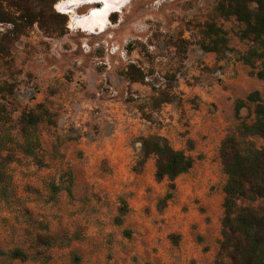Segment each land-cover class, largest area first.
<instances>
[{"label":"rangeland","instance_id":"1","mask_svg":"<svg viewBox=\"0 0 264 264\" xmlns=\"http://www.w3.org/2000/svg\"><path fill=\"white\" fill-rule=\"evenodd\" d=\"M29 1L35 22L18 34L11 32L13 23L4 22L10 25L0 31V143L14 154L6 167L11 185L4 190L0 182V264H155L158 248L173 249V238L178 239L179 228L185 225L187 207H178L177 189L160 210L168 180H157L135 196L141 202L136 208L135 191L130 196L109 195L99 188L103 177L109 192L115 190L120 164L105 155L91 164L79 143L105 144L116 139V126L127 132L135 119L138 133L125 137L131 174L141 173L149 161L156 168V156H145L143 146L134 145L137 141L143 145L153 135L178 149L195 145L194 167L201 169L208 164L203 162L206 154L200 140L189 134L185 111L209 104L215 112L216 101H207L201 92L226 91V123L211 139L216 142L215 157L208 165L216 161V172L195 180L197 189L208 195L216 186L223 188L226 180L222 139L241 119L254 118V104L249 102L240 110L241 119L236 118L234 100L253 90L263 93L264 79L256 75L263 62L257 60L252 67L240 59L253 43L241 38L243 23L217 15L218 0H133L122 13H114L107 31L94 33L71 28L68 14L65 23L62 17L49 23L60 0L43 6L39 0ZM3 4L16 15L21 12L7 1ZM211 23L227 38L219 52L207 50L212 45L206 34ZM131 64L143 73L137 81L127 74ZM6 83L15 85L14 93L2 90ZM29 109L44 115L32 128L39 142L34 155L19 147L24 140L19 119L22 110ZM87 110L125 111L119 120L109 113L100 120L99 114L84 117ZM253 139L261 146L262 139ZM78 166L93 169L91 180L78 175ZM187 179L181 175L175 183L185 184ZM198 201L195 197L193 203ZM40 237L51 244H40ZM16 247L28 254L27 260L8 256ZM222 262H229L226 254L216 256L215 264Z\"/></svg>","mask_w":264,"mask_h":264},{"label":"trees","instance_id":"2","mask_svg":"<svg viewBox=\"0 0 264 264\" xmlns=\"http://www.w3.org/2000/svg\"><path fill=\"white\" fill-rule=\"evenodd\" d=\"M3 1L20 8L21 12L18 15L10 12ZM46 1H49L50 5L56 2V0L38 2L43 6ZM215 11L220 17L234 18L244 24L240 36L251 40L253 46L242 54L240 59L252 67L257 60L262 61L264 65V0H218ZM115 15L111 16V20H114ZM56 17L64 18L62 23H65L66 16L59 12L51 16L49 23L56 21ZM35 20L36 12L31 1L0 0V22L13 23L14 28L11 31L13 34L20 33ZM206 34L212 37V45L207 47L208 51L219 52L221 46L227 44L225 31L213 23L209 24ZM132 72L138 75H133ZM127 74L129 79L134 81L143 77L142 71L133 64L127 68ZM256 75L264 79V68L258 70ZM14 87L13 83H6L2 90L11 94L14 93ZM248 102L254 104V118L251 121L240 118V110ZM234 103L235 117L241 120L236 129L225 135L220 146L226 180L223 185L224 209L218 255L226 254L229 258L227 264H264V91L261 93L259 90H253L244 99L238 98ZM39 106L43 108L42 104ZM43 117L44 115L35 109L21 112L20 132L24 140L19 147L25 154L34 155L39 142L32 128L41 122ZM255 137L262 139L261 146H256L253 139ZM0 144V182L3 184L2 188L6 190L11 185V177L6 167L14 159V154L9 146ZM190 147L192 148V143ZM3 149H6L4 155L1 154ZM143 153L145 156L149 154L156 156V180H168V190L159 200L161 210L164 204L174 197L176 178L191 169L195 158L185 149L174 148L167 139L155 135L144 139ZM121 214H124V210H121ZM116 220L118 224L123 222L120 217ZM39 240L40 244H51L46 237H40ZM177 241V238H173L174 243ZM7 254L22 261L29 257L18 247L9 250Z\"/></svg>","mask_w":264,"mask_h":264},{"label":"crops","instance_id":"3","mask_svg":"<svg viewBox=\"0 0 264 264\" xmlns=\"http://www.w3.org/2000/svg\"><path fill=\"white\" fill-rule=\"evenodd\" d=\"M226 91L219 94L201 92V95L209 100H214L217 103V109L215 112L211 110L210 105H204L200 110H186V117L183 120H187L188 128L190 129V135L193 138L200 140V147L206 154L203 162L211 161L215 156L212 148L216 142L212 143L211 139L216 137L215 134L221 132L225 126L223 102L226 100ZM233 101V100H232ZM235 101V100H234ZM125 110H87L84 113V117H87L91 113L94 115L99 114L100 120L102 116L110 114V118H122ZM137 110H134L136 112ZM182 112V110H180ZM83 117V118H84ZM98 118L96 120H98ZM135 123L129 126L127 132L121 129L120 126H116L113 135H116V139H111L105 144L98 145L96 142L81 141L78 145L85 152V158L91 163H98L99 157L103 155L109 157V159H115L120 165L118 171L115 173V190L109 192L110 189L106 185L105 178L102 177L103 182L99 184V188H103V191H107L109 195L115 193L126 192L130 196L131 191H135L132 202L136 208H140L141 202L135 196L145 190L146 187L152 184H157L155 178L154 166L150 164V161L145 164L143 171L137 175L131 174L128 170V164L132 157L130 156V148L125 141L128 133H138L139 125L136 120ZM207 134L206 140L201 141L199 136ZM193 145L192 148H194ZM185 149L193 156V149ZM184 149V148H182ZM101 155V156H99ZM194 157V156H193ZM195 158V157H194ZM207 160V161H206ZM206 165L199 169L194 167L195 161L191 169L185 173H182L183 178H188L185 184H176L177 198L179 200L178 207L186 205L187 211L185 215V225L179 228V236L177 243H174L173 249L170 251L158 248L157 261L155 264H215V258L219 251V241L221 239V219L223 216V188L216 186L213 191L208 195L199 191L196 187L197 178H211L215 174V168L217 162L213 165ZM78 175H85V178L91 180L90 173L93 169L89 167L78 166ZM179 175L178 177H180ZM177 177V178H178ZM176 178V180H177ZM175 180V182H176ZM175 192V191H174ZM132 196V195H131ZM195 197L199 198L198 203H193ZM174 198V197H173ZM130 199V197H129ZM190 227V228H189Z\"/></svg>","mask_w":264,"mask_h":264},{"label":"bare ground","instance_id":"4","mask_svg":"<svg viewBox=\"0 0 264 264\" xmlns=\"http://www.w3.org/2000/svg\"><path fill=\"white\" fill-rule=\"evenodd\" d=\"M133 0H60L55 8L70 15L69 26L88 33L105 32L110 28L111 16L122 13ZM86 5L88 8L84 11Z\"/></svg>","mask_w":264,"mask_h":264},{"label":"built area","instance_id":"5","mask_svg":"<svg viewBox=\"0 0 264 264\" xmlns=\"http://www.w3.org/2000/svg\"><path fill=\"white\" fill-rule=\"evenodd\" d=\"M5 25H10V24H6L4 22H0V31H4L6 26Z\"/></svg>","mask_w":264,"mask_h":264},{"label":"water","instance_id":"6","mask_svg":"<svg viewBox=\"0 0 264 264\" xmlns=\"http://www.w3.org/2000/svg\"><path fill=\"white\" fill-rule=\"evenodd\" d=\"M134 145H135V147H136L137 149H141L142 146H143V145H142V142H140V141L135 142Z\"/></svg>","mask_w":264,"mask_h":264}]
</instances>
